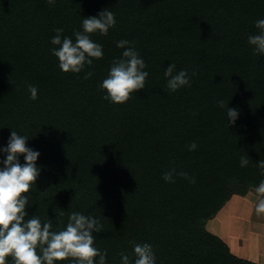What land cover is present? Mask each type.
<instances>
[{
  "label": "trees",
  "instance_id": "16d2710c",
  "mask_svg": "<svg viewBox=\"0 0 264 264\" xmlns=\"http://www.w3.org/2000/svg\"><path fill=\"white\" fill-rule=\"evenodd\" d=\"M103 8L117 21L107 36L91 34L103 59L78 74L61 71L50 51L59 47L50 43L54 29L75 40L83 16ZM260 18L264 0H0V145L12 129L41 152L25 219L50 216L59 231L74 211L98 217L95 246L107 264H120L122 252L134 261V243H150L156 264H258L206 223L264 180V56L247 42ZM121 39L139 51L149 77L144 90L113 104L98 85L121 56ZM171 62L191 75L174 93L164 77ZM29 84L38 87L35 101ZM220 100L239 109L235 125ZM173 168L196 182L175 174L165 182Z\"/></svg>",
  "mask_w": 264,
  "mask_h": 264
},
{
  "label": "clouds",
  "instance_id": "9594fccd",
  "mask_svg": "<svg viewBox=\"0 0 264 264\" xmlns=\"http://www.w3.org/2000/svg\"><path fill=\"white\" fill-rule=\"evenodd\" d=\"M47 3L54 6L56 0H47ZM83 17L82 31L72 34L75 40L63 35V28L54 29L56 35L50 40L52 45L59 46L52 47L50 51L58 58V66L65 73L78 74L86 66L91 67L94 60L103 59V45L94 41L91 34L107 36L109 29L117 23L115 14L106 8L96 15ZM254 26L258 31L249 34L247 42L254 54L264 56V18L255 20ZM130 45L131 42L126 39L116 42V46L124 50L119 58L113 60L106 78L98 85L105 90L104 99L113 104H123L131 98L132 93L146 88L149 77L147 63L139 51ZM91 75L92 72L88 71L85 78ZM164 77L169 93L191 85L189 71H176L173 62L165 67ZM27 90L31 100L38 99L37 86L29 84ZM218 106L227 107L228 126L235 125L240 117L239 109L229 107V101L226 105L223 100L218 101ZM29 139L27 135L11 129L6 144L0 145V264H8L6 258L9 256L14 264H58L65 260H70V264H107V251L95 246V234L102 229L98 217L74 211L59 231L54 230L50 216L45 221L36 215L25 219L29 216L27 209L32 207L29 205L30 189L37 184L42 172L38 164L41 152L28 144ZM186 147L194 151L198 144L193 141ZM248 164V157L241 156L240 166ZM258 164L264 170V161ZM174 174L190 183L196 182L189 173H177L175 168L163 172L162 178L165 182L175 183ZM254 192L257 198L255 213L257 216L264 215V180L255 186ZM132 251L135 260L122 252L120 264H156V255L150 243H134Z\"/></svg>",
  "mask_w": 264,
  "mask_h": 264
},
{
  "label": "rangeland",
  "instance_id": "374dc122",
  "mask_svg": "<svg viewBox=\"0 0 264 264\" xmlns=\"http://www.w3.org/2000/svg\"><path fill=\"white\" fill-rule=\"evenodd\" d=\"M256 199L254 188L233 194L206 227L237 256L264 264V215H256Z\"/></svg>",
  "mask_w": 264,
  "mask_h": 264
},
{
  "label": "crops",
  "instance_id": "0c3cea01",
  "mask_svg": "<svg viewBox=\"0 0 264 264\" xmlns=\"http://www.w3.org/2000/svg\"><path fill=\"white\" fill-rule=\"evenodd\" d=\"M218 215V214H217Z\"/></svg>",
  "mask_w": 264,
  "mask_h": 264
}]
</instances>
